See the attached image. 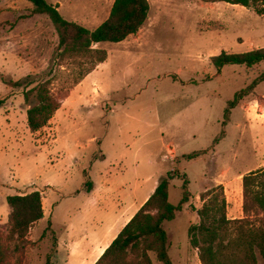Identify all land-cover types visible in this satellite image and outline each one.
<instances>
[{
    "label": "rangeland",
    "instance_id": "obj_1",
    "mask_svg": "<svg viewBox=\"0 0 264 264\" xmlns=\"http://www.w3.org/2000/svg\"><path fill=\"white\" fill-rule=\"evenodd\" d=\"M112 1L71 0L62 14L93 23L97 12L101 21ZM149 2L141 31L122 43H101L108 60L68 94L65 82L80 69L59 62L49 17L20 27L31 17L27 9L16 19L0 17V264H83L84 258L69 261L66 242L102 236L113 219L105 207L141 202L170 173L171 203L179 206L185 184L190 195L164 225L173 264H202L189 230L200 224L196 211L206 192L223 186L231 210L243 207V177L264 169V82L228 120L225 112L264 74V63L218 69L212 59L264 48V15L204 0ZM56 76L52 89L62 107L32 133L24 115L36 99L27 104L26 90L7 84ZM194 153L201 156L186 158ZM32 192L42 194L45 217L22 245L11 236L7 198Z\"/></svg>",
    "mask_w": 264,
    "mask_h": 264
},
{
    "label": "trees",
    "instance_id": "obj_2",
    "mask_svg": "<svg viewBox=\"0 0 264 264\" xmlns=\"http://www.w3.org/2000/svg\"><path fill=\"white\" fill-rule=\"evenodd\" d=\"M34 5L32 15L49 17L59 36V62H73L80 71L68 76L63 91L68 94L84 79L108 60L107 51L97 48L101 43H122L136 35L147 22L151 6L149 0H115L110 16L95 30L66 20L57 6L47 0H26ZM206 3H226L252 8L264 15V0H204ZM222 69L225 66L252 68L264 63V48L242 54L223 52L212 59ZM57 76L37 85L32 80L10 82V87L24 88L25 101L32 98L37 104L27 111L28 126L32 133L43 130L61 109L62 101L54 93L52 85ZM264 82V74L246 90L237 93L225 112L229 119L231 110ZM33 85H35L33 87ZM66 97V96H65ZM68 97V96H67ZM201 153L186 156L194 160ZM171 173L157 186L153 195L125 226L96 264H154V254L162 264H173L170 257L168 232L164 225L176 219L178 211L189 200L184 185L183 199L179 206L170 201ZM243 213L241 220L228 219V203L223 186L206 192L203 208L197 210L200 224L191 227V246L199 251L202 264H264V169L250 172L243 177ZM89 184V188L92 184ZM90 191V189H89ZM11 207V236L25 245L31 229L44 219L43 198L40 192L24 196H9ZM50 228V227H49ZM260 256V258H259Z\"/></svg>",
    "mask_w": 264,
    "mask_h": 264
},
{
    "label": "crops",
    "instance_id": "obj_3",
    "mask_svg": "<svg viewBox=\"0 0 264 264\" xmlns=\"http://www.w3.org/2000/svg\"><path fill=\"white\" fill-rule=\"evenodd\" d=\"M2 2L5 3V5H1L0 17L1 16L5 17V19L6 18L16 19L18 17L25 15L23 13L24 9H27L29 11V16L31 17H27L26 19L20 20L19 25H18L19 27L26 26L29 23L36 21L37 19L42 17V15H32L31 14L32 11L34 10V5L31 2L29 3L26 0H2ZM8 2L9 4L11 2H14V5L10 7L9 4H6ZM114 2L115 0H113L112 3L109 5V9L105 11L104 18L101 21L100 20L98 21L100 16L97 15L98 14L97 12H94L91 14V16H93V19L91 20V22L93 23H83L81 20H85L86 22H90V21H88L87 18H83L82 16L80 17V19L74 18V20L77 21L76 22L77 24L85 28L90 27V25H93L95 26V29H97L106 20H108L112 7L114 5ZM49 3L53 4L54 6H57L58 10L62 14L63 9H67V7H69V5L71 4V0L65 1L64 4H61L59 0H55L54 2H49ZM94 21L98 23L94 24ZM134 36L136 35L130 36L129 38L134 37ZM98 46H100V44L97 45L96 47L99 48ZM24 118L26 120V123L28 124L27 112L25 113ZM158 185L159 183L156 184L155 188H153L150 194H148L147 197L143 199L141 202H135L133 204H130L129 206L122 207L120 209L119 208L116 209V206L114 205L113 206L111 205L112 209H109L108 206H107L108 208L105 207L104 211L110 210L112 212L111 216H113V219L111 220V223L108 224L107 226L105 225V229L102 233V236L100 237H98L96 233L91 234V235L85 234L81 242L76 241L75 239L66 242L65 246L68 252L69 261H71V259L75 257V258H84L83 264H96L98 260L101 258V256L104 254L106 249L113 243V241L117 238V236L125 228V226L130 222V220L138 213V211L142 208V206L153 195ZM17 196H24V195H17ZM227 203H228V219L229 220H241L244 218L242 205L239 209H236L234 211V210H231L230 202L228 200H227ZM109 204H113V203H109ZM43 208H44V205H43ZM44 217H45V211H44ZM101 222L103 225L104 221H101ZM58 248H59V244H58Z\"/></svg>",
    "mask_w": 264,
    "mask_h": 264
}]
</instances>
